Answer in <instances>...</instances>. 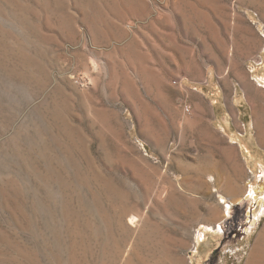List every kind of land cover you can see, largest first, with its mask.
Here are the masks:
<instances>
[{
	"label": "rangeland",
	"instance_id": "rangeland-1",
	"mask_svg": "<svg viewBox=\"0 0 264 264\" xmlns=\"http://www.w3.org/2000/svg\"><path fill=\"white\" fill-rule=\"evenodd\" d=\"M19 4L0 0V264H247L264 232V215L246 230L264 149L243 108L238 140L250 150L236 148L241 162L220 173L242 177L245 194L219 193L201 90L242 71L264 85V0ZM216 222L220 238L204 236Z\"/></svg>",
	"mask_w": 264,
	"mask_h": 264
},
{
	"label": "crops",
	"instance_id": "crops-1",
	"mask_svg": "<svg viewBox=\"0 0 264 264\" xmlns=\"http://www.w3.org/2000/svg\"><path fill=\"white\" fill-rule=\"evenodd\" d=\"M238 76L239 77H235L234 79L231 77L217 78L214 85L217 90L212 91L211 96L201 90L203 95L213 102L211 104L214 110L211 123L213 126L211 127L212 130L210 129L209 132L207 131L202 134L205 135V137L202 136L204 138L203 145L208 150L209 154H207V156L210 157L211 155L214 157L212 161L216 163V169L218 171L220 170L219 173H227L229 169H234L236 162H241L240 156L238 157V155H234L236 148H241L245 145L248 147L245 142L238 140L247 136V119L246 116L242 117L241 115L243 108L247 111V113L250 110L254 114V118H252L251 121L253 122L254 128L257 132L251 136L254 140V142L252 141V145H256L257 147L262 146L261 150L264 149V115L262 112L264 100L260 98V94L264 92V85L261 84L260 77H249L245 71L238 72ZM192 100L195 108L198 112H200V117L203 118L204 115L202 114V110L205 102L202 95L195 94L193 95ZM218 111H223L222 113H224V116L220 119V126L216 127L213 125V119L217 118ZM247 113L245 114L247 115ZM242 119H244L245 122H243ZM223 126L227 127V129H232V132L229 133ZM244 131H246L245 135L241 133ZM236 135H239V138H237ZM211 150L215 155L210 154ZM249 153H251V151ZM214 167V165L209 167L211 172L212 170H215ZM221 173L216 174L215 176L210 174V180L219 187V193H226L228 198L233 200V202L239 201V197L244 196L245 194L246 188L244 179L242 177L241 179L238 176L236 183L231 184L229 181L232 176L228 174L225 176ZM250 181L251 178H249L246 186H248ZM246 196L248 195L246 194ZM254 207L257 208L259 205L255 203Z\"/></svg>",
	"mask_w": 264,
	"mask_h": 264
},
{
	"label": "bare ground",
	"instance_id": "bare-ground-1",
	"mask_svg": "<svg viewBox=\"0 0 264 264\" xmlns=\"http://www.w3.org/2000/svg\"><path fill=\"white\" fill-rule=\"evenodd\" d=\"M25 1V0H24ZM4 2H6L7 4H9V5H12L13 3H16V5L19 7L20 6V4H19V0H4ZM37 2V1H36ZM15 5V4H14ZM25 6V5H24ZM12 6H10V8H11ZM23 7V6H22ZM14 8V7H13ZM16 8V7H15ZM12 9V8H11ZM28 9H29V7H28ZM23 10V9H22ZM14 12L15 13H18L17 11H15L14 10ZM13 13V12H12ZM22 13V12H21ZM16 16H17V14H15ZM18 17V16H17ZM27 17V16H26ZM49 17V16H48ZM47 17V18H48ZM17 20H18V22H17V26L20 28V30H22V32L24 33V32H27V29H28V26H29V21H28V23L25 21V20H22V19H18L17 18ZM35 27V26H34ZM92 29V28H91ZM30 30V29H29ZM86 31V30H85ZM211 177V176H210ZM249 184L252 186V182L250 181L249 182ZM246 198L248 199V200H250L252 203H257L258 205H259V207H255L254 209H253V211H252V209H250V213H249V220H248V223H249V226H248V228L246 229L247 230V232L248 231H250V230H252V228H254V226L256 225V223H258V221L260 220L259 218L260 217H262L263 215H264V182H262L261 184H259L258 186H255V187H252V188H250V190H249V194H248V196H246ZM233 206H232V204H230L229 203V205H228V207L226 208L225 207V205L223 206V215L221 214V216H224V217H227L228 216V214L231 212V208H232ZM214 208H215V206H214ZM214 208H212L213 210V214H214V216H215V219L217 218V217H219V211H217V209H214ZM217 208V207H216ZM222 213V212H221ZM213 216V217H214ZM222 218V217H221ZM218 219V218H217ZM220 220V219H219ZM203 224V223H202ZM217 224V222L214 224V225H212V224H206V225H204L205 226V229L206 230H204V236L206 235V232L208 231V230H211L212 232H214V234H213V236L215 237V239L217 240V239H219L220 238V232H221V229H222V225L220 224V226H217L216 225ZM170 225V224H169ZM171 227V226H170ZM187 229V228H186ZM183 231H184V229H183ZM206 231V232H205ZM147 232V231H146ZM184 233H187V232H185L184 231ZM183 233V234H184ZM202 233L198 236V238H197V242L195 243V245H194V248L197 250L198 249V243L200 244V238L203 236L202 235ZM147 235H148V233H147ZM150 235V234H149ZM148 235V237H150V239L152 238L151 236H149ZM159 238V237H158ZM142 239H143V236L141 237V241H142ZM145 239H146V236H145ZM205 239V238H204ZM264 239V232H262L261 233V236H259V241H258V243H260L261 242V240H263ZM137 241V240H136ZM156 241V240H155ZM149 243V242H148ZM256 244V246H255V248H254V250H253V252L251 253V255H250V258H249V262H247V264L249 263V264H251V262L254 260V257H256V255H260L261 257L262 256H264L263 255V253H264V244H262V243H260V244ZM142 244V243H141ZM156 244V243H155ZM143 246H144V244H143ZM167 247V246H166ZM131 250L133 251V253H135V254H137V252H138V250H137V246H135V244H132L131 245ZM168 249V248H167ZM146 250V249H145ZM144 250V251H145ZM150 250V249H149ZM165 250V249H164ZM169 251V250H168ZM199 251V250H198ZM139 252H141L140 250H139ZM131 255V254H130ZM145 255V254H144ZM154 255V254H153ZM156 255V254H155ZM204 255H206V254H204ZM134 256V255H133ZM166 256V255H165ZM137 257V256H136ZM148 257V256H147ZM202 257L203 256H201L200 255V258H198L197 259V257H196V261H197V264H202ZM206 257V256H205ZM261 257H259V259L261 258ZM169 258V257H168ZM128 259H129V257H128ZM143 259H141V261H142ZM154 260V259H153ZM162 260V259H161ZM127 261H129V260H127ZM133 261V260H132ZM136 262V261H135ZM143 262H145L144 260H143ZM143 262H141L142 264H144ZM148 263V262H147ZM131 264V263H130ZM133 264V263H132ZM135 264V263H134ZM137 264H138V262H137ZM139 264H140V261H139ZM157 264V263H156Z\"/></svg>",
	"mask_w": 264,
	"mask_h": 264
},
{
	"label": "built area",
	"instance_id": "built-area-1",
	"mask_svg": "<svg viewBox=\"0 0 264 264\" xmlns=\"http://www.w3.org/2000/svg\"><path fill=\"white\" fill-rule=\"evenodd\" d=\"M186 110H187V111H190V110H191V106H187V107H186Z\"/></svg>",
	"mask_w": 264,
	"mask_h": 264
}]
</instances>
